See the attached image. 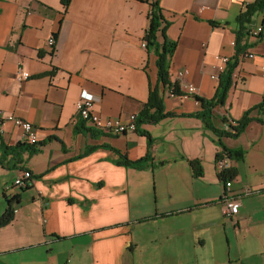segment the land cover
<instances>
[{
  "label": "crops",
  "instance_id": "crops-1",
  "mask_svg": "<svg viewBox=\"0 0 264 264\" xmlns=\"http://www.w3.org/2000/svg\"><path fill=\"white\" fill-rule=\"evenodd\" d=\"M154 1L71 0L66 7L62 0H0V108L32 123L39 144L35 155L16 149L30 143L13 123L0 136V217L7 198L21 196L15 219L0 230V264H136L135 224L157 220L160 246L147 240L142 262L264 264V124L254 121L238 139H224L246 152L230 160V194L241 207L229 220L219 204L226 188L217 173L219 139L191 117L201 110L195 96L218 94V58H234L236 19L257 0H158L166 36L178 43L170 81L185 93L195 87L191 97L173 96L159 83L155 51L143 45ZM256 25L264 26V14ZM250 46L256 57L236 68L226 104L215 111L217 126L224 115L240 120L264 101V33ZM21 70L31 74L27 80ZM157 88L173 116L142 126L151 146L137 132H88L78 121L77 104L91 101L99 115L128 122ZM122 154L133 161L150 154L151 161L138 170L123 166ZM192 161L200 162L202 177L194 176ZM26 170L33 175L28 188L13 186ZM212 225L224 231L227 248L214 238L207 247Z\"/></svg>",
  "mask_w": 264,
  "mask_h": 264
},
{
  "label": "trees",
  "instance_id": "trees-1",
  "mask_svg": "<svg viewBox=\"0 0 264 264\" xmlns=\"http://www.w3.org/2000/svg\"><path fill=\"white\" fill-rule=\"evenodd\" d=\"M70 1L71 0H62V3L66 5V7H68ZM158 2V0H155L151 4L149 28L145 34L144 41L147 44V49H153L158 59L156 64L159 74V83L164 88H171L173 96L186 95V93L180 89L177 83L173 84L170 81L171 58L173 57L176 48L178 47V43H173L166 36L169 22L163 18L164 16L162 14V9L160 8ZM260 14H264V0H257L253 4H247L244 11L239 15L238 19H236V22L238 24V35L235 41L236 54L234 58L230 59L229 64L226 66L225 71L221 75L218 94L211 99H201L197 96L194 97L196 101L200 103L201 110L191 115V117L200 118L206 125L205 128L213 131L219 139L217 144L222 148V153L217 157L216 161L220 160L223 155H227L230 160H243L246 156V152L243 149L232 150L231 148H228L224 144V139L229 137L231 139H238L245 132L246 128L249 127V125L254 121H260L262 122V124H264V121L260 117L253 116L254 112H258L262 114V116L264 115V101H262L261 104H259L249 112H245L240 120L235 121L232 119L231 122L228 120L226 115H224L220 119V126L216 125L217 117L215 115V111L226 104L227 96L229 95L230 88L233 85L234 72L238 65H240V56L246 50L251 48V46H249V44L246 42V38L248 37L249 32L254 25V20ZM211 24L214 26H220V24L217 22H211ZM159 35H161L164 39L163 45L159 43ZM165 110V104L161 96L160 89H152L151 93L149 94V101L145 109H143L142 112L138 114L136 124V132L141 136L147 137L149 146L152 145V136L148 131L144 130L142 126L148 123L158 124L166 117L173 116L170 115V113H166ZM82 127L88 132L93 131L86 128L84 125H82ZM37 145L39 146L38 143L36 145H31L30 143L28 146L19 145L16 149L27 147V151H29L31 155H35L39 152L38 148L36 147ZM6 150H8V148H6ZM95 150L96 148H89L82 156L93 153ZM150 161V154L146 155L141 160L136 161L130 160L127 156H123L122 154L120 163L126 167H133L138 168V170H144L149 166L148 163ZM191 167L194 170L195 177H202L203 169L199 161H192ZM235 176L236 172L230 168L225 170V172L219 174V177L223 182H226V180L229 178L233 179L235 178ZM21 188L25 190L28 188V185ZM20 198L21 196L7 198L8 206L6 212L3 213L0 217V230L10 225L15 219L16 203L21 201Z\"/></svg>",
  "mask_w": 264,
  "mask_h": 264
},
{
  "label": "built area",
  "instance_id": "built-area-1",
  "mask_svg": "<svg viewBox=\"0 0 264 264\" xmlns=\"http://www.w3.org/2000/svg\"><path fill=\"white\" fill-rule=\"evenodd\" d=\"M142 1H151V0H142ZM263 26H256V29H252L250 31V35L248 36L249 42L255 41L259 38V36L263 32ZM56 45V39L52 37L49 40V46L53 48ZM247 56L242 54L240 56V60L243 61L245 59L253 60L255 59L254 53L246 52ZM222 62V67L220 68L222 72L225 71L226 66L230 62V58L222 57L218 58ZM242 63V62H241ZM30 73L24 70L20 71V78L22 80H27L30 77ZM262 75L264 78V69L262 70ZM216 78V76H214ZM196 88L190 86L187 88L186 96H193L196 93ZM77 118L86 128L91 129L93 131H97L104 134L111 135H122L127 132H135L136 124H137V115H132L128 122H124L121 118H105L102 115H99L94 111V103L91 101H80L77 104ZM226 117L229 121L232 122L231 117L226 114ZM6 123H13L17 128L21 129L25 133V138L28 143L31 145H36L38 143L37 140V132L32 123L27 122L26 120L18 118L15 114L7 113L0 108V136L4 135V126ZM227 128V127H226ZM231 161L227 155H223L220 160L216 162L217 173L218 175L225 172V170L230 168ZM33 180V175L30 171H22L19 173L17 180L13 183L15 187H26ZM12 186V187H13ZM11 188V187H10ZM9 188V189H10ZM232 188V183L230 181H226L225 192L219 201L221 206V210L223 215L229 220L233 219L236 215H238L241 207V202L232 198L230 191ZM249 193V192H248Z\"/></svg>",
  "mask_w": 264,
  "mask_h": 264
},
{
  "label": "rangeland",
  "instance_id": "rangeland-1",
  "mask_svg": "<svg viewBox=\"0 0 264 264\" xmlns=\"http://www.w3.org/2000/svg\"><path fill=\"white\" fill-rule=\"evenodd\" d=\"M256 26H260V25H256ZM256 26L253 25L252 28H251V30L253 28L256 29ZM263 28H264V26H263ZM263 33H264V29H263L262 34L259 36V38L257 40H255L254 42H252V44H251V41L249 42L248 37L246 38V42L249 44V46L250 45H253L254 43H257L259 41V39L261 38V36L263 35ZM249 35H250V32H249ZM143 45L145 47H147L146 42ZM248 51L254 53L253 51H251V49H248V50H246L244 52V54L246 56H247V53L246 52H248ZM253 55L256 57V54L255 53ZM245 60L241 61L240 58H239V62L240 63L241 62L243 63ZM137 118H138V115H137ZM127 133H125V134H127ZM148 175L150 177V174H148ZM149 203H152L153 204V199L151 201H149ZM137 210L140 211V212H142V213L145 212V208L144 207L137 208ZM159 232H161V220H157V221H153V222L152 221H148V222H145L144 224H137V223L135 224L134 238H135L137 244L138 243L140 244V245L139 244L137 245L136 243H134V246L136 247V245H137L136 248H138L136 250L137 251V256H138V259H137L136 264H140V263L151 264L149 262H142L144 259L140 258L139 256H140V252L145 248V246H143V245L144 244H147L148 242H146V241L149 240V239H151V238L154 241H157V243H155V245H154L155 247L156 246H160V244H159L160 243V240H158L159 239L158 235H160ZM217 232H219V234H217ZM216 234H217V236H216ZM204 238H206V240H207V247L208 248H211L212 247V245H213V243H212L213 238L216 240V245L219 246L220 248L225 249V248L228 247V242H227V239H226V236H225L224 231H222L221 229L219 231H217L216 227L213 226V225L210 226V227H208V231H207V233H205ZM149 244L150 243H148V245ZM135 247H134V251L136 249Z\"/></svg>",
  "mask_w": 264,
  "mask_h": 264
},
{
  "label": "bare ground",
  "instance_id": "bare-ground-1",
  "mask_svg": "<svg viewBox=\"0 0 264 264\" xmlns=\"http://www.w3.org/2000/svg\"><path fill=\"white\" fill-rule=\"evenodd\" d=\"M55 38V37H54ZM56 39V38H55Z\"/></svg>",
  "mask_w": 264,
  "mask_h": 264
}]
</instances>
